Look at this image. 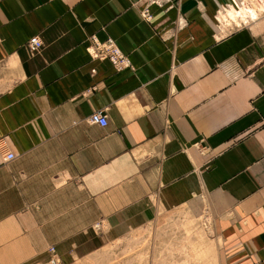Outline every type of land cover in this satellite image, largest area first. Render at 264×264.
<instances>
[{
    "label": "crops",
    "instance_id": "crops-1",
    "mask_svg": "<svg viewBox=\"0 0 264 264\" xmlns=\"http://www.w3.org/2000/svg\"><path fill=\"white\" fill-rule=\"evenodd\" d=\"M0 141V263L85 259L168 219L157 264H264V0H0Z\"/></svg>",
    "mask_w": 264,
    "mask_h": 264
},
{
    "label": "rangeland",
    "instance_id": "rangeland-1",
    "mask_svg": "<svg viewBox=\"0 0 264 264\" xmlns=\"http://www.w3.org/2000/svg\"><path fill=\"white\" fill-rule=\"evenodd\" d=\"M231 25L233 26L235 24ZM172 223H169L168 219L157 221L155 224L148 226L142 231L134 233L123 241L109 244L107 247L95 252L90 257L85 259L75 258L72 262H60V264H157L159 261L157 257L158 253L160 252V255L164 256L168 255L170 251L167 248L158 249L157 247H154L157 231ZM192 226L193 229L201 233L205 238L207 237V240L214 239L213 220L210 215H205L199 221L193 222ZM199 233L196 234L199 235ZM198 247V245L193 246V251L195 252ZM50 250L51 248H46L41 257H36L32 261L23 264H52L51 258H49V255L51 254ZM183 250L184 249H182V251ZM193 251H191L192 259H194ZM187 254H189V249H187L186 253L182 252L183 256H187ZM208 263L210 264V262ZM191 264L196 263L193 262Z\"/></svg>",
    "mask_w": 264,
    "mask_h": 264
},
{
    "label": "built area",
    "instance_id": "built-area-1",
    "mask_svg": "<svg viewBox=\"0 0 264 264\" xmlns=\"http://www.w3.org/2000/svg\"><path fill=\"white\" fill-rule=\"evenodd\" d=\"M143 18L145 21L150 23L152 21L153 15L149 9L145 10L143 13ZM93 43V53L97 59L105 60L110 62L117 71H124L129 69L131 66V61L127 55L123 53L117 42L113 39H108L104 42L98 40L97 38H92ZM29 50L31 54L39 52L43 48V42L39 37H34L29 42ZM87 122L90 125H98L101 128H106L109 125V119L104 112L99 111L92 114ZM16 159V155L13 152H7L4 150L3 142L0 141V166L3 164L12 162ZM51 253V263L60 264L61 260L56 255V249L54 247L50 250Z\"/></svg>",
    "mask_w": 264,
    "mask_h": 264
},
{
    "label": "bare ground",
    "instance_id": "bare-ground-1",
    "mask_svg": "<svg viewBox=\"0 0 264 264\" xmlns=\"http://www.w3.org/2000/svg\"><path fill=\"white\" fill-rule=\"evenodd\" d=\"M248 9H250V8H248ZM246 14V13H245ZM181 226V225H180ZM188 240V239H187ZM191 240V239H190ZM187 242V241H186ZM182 245V244H181ZM184 246V245H183ZM166 250V249H165ZM174 251V250H173ZM166 252V251H165ZM199 252V251H198ZM170 253H171V251H170ZM161 254V253H160ZM191 254V253H190ZM155 256V255H154ZM165 256V255H164ZM163 259V258H162ZM171 259V258H170ZM173 260V259H172Z\"/></svg>",
    "mask_w": 264,
    "mask_h": 264
}]
</instances>
